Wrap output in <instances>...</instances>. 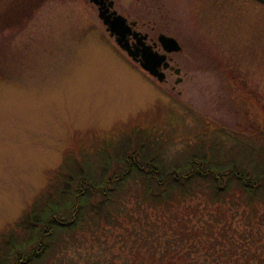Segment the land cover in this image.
I'll list each match as a JSON object with an SVG mask.
<instances>
[{
	"label": "rangeland",
	"instance_id": "rangeland-1",
	"mask_svg": "<svg viewBox=\"0 0 264 264\" xmlns=\"http://www.w3.org/2000/svg\"><path fill=\"white\" fill-rule=\"evenodd\" d=\"M167 5L173 13L165 14L164 26L184 43L173 56L190 76L178 84L169 71L163 73L166 83L146 73L82 0H0V248L8 234H27L20 221L64 159L83 155L98 168L107 160L103 147L117 157L154 160L161 168L207 159L214 168L240 163L248 172L259 171L264 5L255 0H168ZM158 117L163 122L153 131L140 125L154 134L144 141L133 135L145 118L158 122ZM231 183L222 186L234 192ZM134 190L108 221L84 217V229L41 263L160 264L153 258L164 255L194 264H234L233 256L221 258L217 247L212 256L184 245L204 238L212 244L226 230L237 247L264 260V226L260 244L242 241L240 234L250 229L242 210L249 209L236 199L220 212L197 192L161 208L130 194ZM205 230H214L213 237Z\"/></svg>",
	"mask_w": 264,
	"mask_h": 264
},
{
	"label": "trees",
	"instance_id": "trees-1",
	"mask_svg": "<svg viewBox=\"0 0 264 264\" xmlns=\"http://www.w3.org/2000/svg\"><path fill=\"white\" fill-rule=\"evenodd\" d=\"M160 121L163 122L159 117L158 122L145 118L132 133L144 141L145 137L154 134L148 131L155 130ZM140 125L147 126L150 130H143ZM103 148L107 149V153H103L102 148L100 152L107 160L101 161L98 168H94L91 161H83L84 156L81 153V157H75V160L64 159V167L59 168L53 175L48 189L36 199L38 203L27 210L20 221L22 232L26 229L27 234L21 238V234L11 233L2 239L5 243L0 248V264H43L41 262L45 260V256L51 257L56 253L59 245L64 244L63 240L73 238L77 231L82 230V227L84 229V217L108 221L113 211H119L122 207V201L131 189H137L134 190L135 193L130 194H136L142 202L161 208L171 204L174 197H178L180 201L179 197L185 199L188 194L197 192L203 195V201L216 205L220 212L225 209L222 206L227 201L236 199V204H244L249 209L242 210V219L250 229L247 233H241L240 238L242 241L249 240L250 243H261V227L264 226V162L260 161L262 163L256 173L242 169L240 163L225 165L224 169L222 166L214 168L207 159L197 160L195 163L189 160L188 163H178L171 168H161L154 160L140 162L126 159L124 156L117 157L116 154H110L109 147ZM225 181L232 182L231 185L234 184L236 191L229 192L227 186H222ZM98 194L97 201H94L93 197ZM236 209L235 211H238ZM194 211L198 210L193 209ZM213 232L214 230L207 234L205 230L204 233L207 237H213ZM194 233L200 236L203 232ZM226 233L227 230L220 232L222 240L212 244L209 239L204 238L205 240L193 242L189 247L188 241L184 245L192 248L193 252L197 249V252L200 250L206 255L210 253L208 251H212V256L213 249L217 247L222 250L219 256H233L234 264H237L240 258L244 259L242 264H250L253 260L255 264H264L259 253L247 251L244 245L237 247V242ZM4 235L2 234V237ZM40 240L45 245L39 248ZM36 244L39 250L36 249ZM165 247L170 248L168 242ZM164 253L169 252L166 250ZM186 253L187 251L183 257ZM153 257L154 254H151L150 258ZM163 257L168 258L163 255L161 259L153 260L159 261L160 264H179L181 259L183 264L195 263L194 260L190 262L188 258L173 261L172 258L165 260ZM203 263L205 264V261Z\"/></svg>",
	"mask_w": 264,
	"mask_h": 264
},
{
	"label": "flooded vegetation",
	"instance_id": "flooded-vegetation-1",
	"mask_svg": "<svg viewBox=\"0 0 264 264\" xmlns=\"http://www.w3.org/2000/svg\"><path fill=\"white\" fill-rule=\"evenodd\" d=\"M82 1L86 2L88 8L94 9L96 14H99L100 9L102 14L110 15L108 16L109 20L114 17L120 18V21L123 23L121 31L124 33V41L128 43L131 49L142 51L143 48L148 47L150 52L164 55L165 58L159 64L158 71L163 72L165 75L166 71H169V75L174 76V83H183L190 79L187 73L188 70L181 62L182 60L178 61L174 59L173 55L177 51L167 52L160 40L162 36L171 37L178 42L181 51L183 50V41L175 38L176 36H171L164 26L166 24V21H163L166 19L165 14L168 12L170 14L173 13L167 5L168 0H126L125 3L127 4H124V0ZM151 14L154 15L152 18ZM155 15H159L162 20L159 22ZM104 27L106 28V26ZM169 29L171 28L168 27ZM166 62L169 64L165 67L164 64ZM162 82L166 83V79L164 78ZM171 89L174 90L175 86H171ZM182 89L184 88H181V91L178 92L179 94L182 92Z\"/></svg>",
	"mask_w": 264,
	"mask_h": 264
},
{
	"label": "water",
	"instance_id": "water-1",
	"mask_svg": "<svg viewBox=\"0 0 264 264\" xmlns=\"http://www.w3.org/2000/svg\"><path fill=\"white\" fill-rule=\"evenodd\" d=\"M256 1L260 2L261 4H264V0H256ZM108 16L110 15H106L102 13L99 14V17L103 19V22L107 25L109 24L107 30L110 31V34L117 35V37H115L117 44L123 50H125L133 60L139 62L142 68L148 71L151 75L155 76L159 81H163L165 75L163 74V72H159L157 68L161 63V61L164 60L165 56L150 52L148 47L143 48L142 51L139 49L136 50L131 49L128 43L123 40L124 33L121 31L123 23L122 21H120V18H116L114 21L110 22L108 20ZM160 40L163 43L166 51H177L180 49L177 41L171 37L162 36ZM164 66L165 67L167 66V62L164 64Z\"/></svg>",
	"mask_w": 264,
	"mask_h": 264
}]
</instances>
